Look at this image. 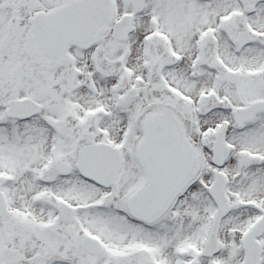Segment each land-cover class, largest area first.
Returning <instances> with one entry per match:
<instances>
[{"label": "snow or ice", "instance_id": "snow-or-ice-1", "mask_svg": "<svg viewBox=\"0 0 264 264\" xmlns=\"http://www.w3.org/2000/svg\"><path fill=\"white\" fill-rule=\"evenodd\" d=\"M0 264H264V0H0Z\"/></svg>", "mask_w": 264, "mask_h": 264}]
</instances>
